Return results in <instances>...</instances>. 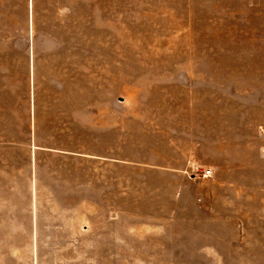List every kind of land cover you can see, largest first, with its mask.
I'll return each mask as SVG.
<instances>
[{"label": "rangeland", "instance_id": "374dc122", "mask_svg": "<svg viewBox=\"0 0 264 264\" xmlns=\"http://www.w3.org/2000/svg\"><path fill=\"white\" fill-rule=\"evenodd\" d=\"M0 264H264V0H0Z\"/></svg>", "mask_w": 264, "mask_h": 264}, {"label": "crops", "instance_id": "0c3cea01", "mask_svg": "<svg viewBox=\"0 0 264 264\" xmlns=\"http://www.w3.org/2000/svg\"><path fill=\"white\" fill-rule=\"evenodd\" d=\"M43 147V146H41ZM45 149H49V147H45ZM93 159L97 158V159H105V156L102 155V157L100 155H94L92 156ZM100 162V161H99ZM108 179H109V175H108ZM95 207L92 206L90 209L91 211L94 213L93 215H91V219H97L98 217H100V212H103V215L106 216V219L110 218L109 215V211L110 208H105L103 207L98 208V209H94ZM82 210L87 211L88 208L83 207ZM105 211H107V213H105ZM96 212H98V214H96ZM42 214L44 213H39L38 212V216L36 215V218L34 219V222L32 224V237H33V241L34 242H42V243H47V242H58V241H67V239H64V235L63 234H57V231H48L44 228L45 225L44 224H40V221L42 220ZM40 216V217H39ZM69 213L65 214L64 216H55L54 220L55 221H65L69 219ZM43 226V227H42ZM79 227L82 228V230H78L77 236L79 238H77L75 241L77 242H84L87 241L88 239L85 238H81V236L88 234V236L91 237H95V235H99V234H93L94 230L93 228L89 225V224H85V222H83L82 224L79 225ZM43 229V230H42ZM92 233V234H91ZM97 233H100V231H97ZM102 233L104 234V230L102 231ZM96 239H94L93 241H95ZM98 241V240H96Z\"/></svg>", "mask_w": 264, "mask_h": 264}, {"label": "built area", "instance_id": "2783aa9c", "mask_svg": "<svg viewBox=\"0 0 264 264\" xmlns=\"http://www.w3.org/2000/svg\"><path fill=\"white\" fill-rule=\"evenodd\" d=\"M204 174H205V175H209V174H211V169L206 170V172H205Z\"/></svg>", "mask_w": 264, "mask_h": 264}]
</instances>
